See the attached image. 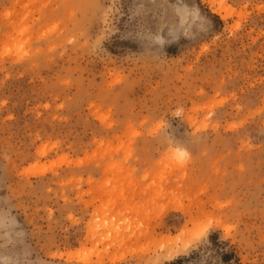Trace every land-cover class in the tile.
Returning <instances> with one entry per match:
<instances>
[{"label": "rangeland", "instance_id": "obj_1", "mask_svg": "<svg viewBox=\"0 0 264 264\" xmlns=\"http://www.w3.org/2000/svg\"><path fill=\"white\" fill-rule=\"evenodd\" d=\"M212 240L264 264V0H0V264Z\"/></svg>", "mask_w": 264, "mask_h": 264}, {"label": "trees", "instance_id": "obj_2", "mask_svg": "<svg viewBox=\"0 0 264 264\" xmlns=\"http://www.w3.org/2000/svg\"><path fill=\"white\" fill-rule=\"evenodd\" d=\"M211 247L215 248L216 254H219V260L221 263H229L230 261H234V264H239L238 260L236 259V255L232 251H228L227 245L224 243H219L217 240H212ZM197 254L187 257L178 259L169 264H190L192 261H197L200 259Z\"/></svg>", "mask_w": 264, "mask_h": 264}, {"label": "bare ground", "instance_id": "obj_3", "mask_svg": "<svg viewBox=\"0 0 264 264\" xmlns=\"http://www.w3.org/2000/svg\"><path fill=\"white\" fill-rule=\"evenodd\" d=\"M192 239L193 238L187 236L176 239L171 246L165 249L163 260H172L176 256L183 255L192 245ZM114 262L115 260L113 261V263Z\"/></svg>", "mask_w": 264, "mask_h": 264}]
</instances>
